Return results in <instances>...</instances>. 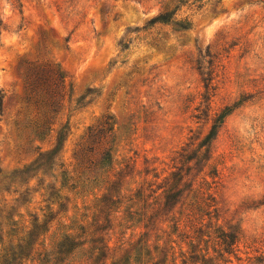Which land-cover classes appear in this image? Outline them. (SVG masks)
<instances>
[{
	"label": "rangeland",
	"instance_id": "rangeland-1",
	"mask_svg": "<svg viewBox=\"0 0 264 264\" xmlns=\"http://www.w3.org/2000/svg\"><path fill=\"white\" fill-rule=\"evenodd\" d=\"M0 93V264H264V0H0Z\"/></svg>",
	"mask_w": 264,
	"mask_h": 264
},
{
	"label": "trees",
	"instance_id": "trees-1",
	"mask_svg": "<svg viewBox=\"0 0 264 264\" xmlns=\"http://www.w3.org/2000/svg\"><path fill=\"white\" fill-rule=\"evenodd\" d=\"M169 22V16L165 13H160L150 21V25L156 23L167 24ZM24 85L25 100L28 106H30L38 116L37 121L40 124L38 129L41 130L38 134L41 135L50 121L58 116L62 110L63 102L66 96V76L59 66L53 65L52 63L43 64L35 66L29 72L24 74ZM2 104L3 96L0 93V107ZM106 125H108V123ZM111 130L112 128H108L107 132ZM110 160L111 151L104 149L101 152L100 161L92 164L94 166H104L110 163ZM89 162L87 164H89ZM93 165L87 168L92 170ZM225 237V243H227V239L230 237ZM235 244L236 240H232L231 246Z\"/></svg>",
	"mask_w": 264,
	"mask_h": 264
}]
</instances>
